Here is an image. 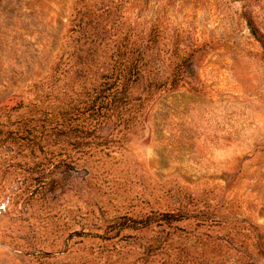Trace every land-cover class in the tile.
Segmentation results:
<instances>
[{"label":"rangeland","instance_id":"rangeland-1","mask_svg":"<svg viewBox=\"0 0 264 264\" xmlns=\"http://www.w3.org/2000/svg\"><path fill=\"white\" fill-rule=\"evenodd\" d=\"M0 264H264V0H0Z\"/></svg>","mask_w":264,"mask_h":264},{"label":"trees","instance_id":"trees-1","mask_svg":"<svg viewBox=\"0 0 264 264\" xmlns=\"http://www.w3.org/2000/svg\"><path fill=\"white\" fill-rule=\"evenodd\" d=\"M129 74V75H128ZM133 75H136V78L138 77V75L137 74H135V72H133V69L131 70V68L128 70V72L124 75V81L125 82H127L128 80H130L132 77H133ZM126 90H127V88L125 87V88H123V89H121V90H118V89H116L115 90V95L116 94H119V95H124L125 93H126ZM181 219V216L180 215H175V214H170V215H163L162 216V220H165V221H171V220H180ZM148 220V218L146 217L145 219H144V221H147ZM145 223V222H144Z\"/></svg>","mask_w":264,"mask_h":264}]
</instances>
